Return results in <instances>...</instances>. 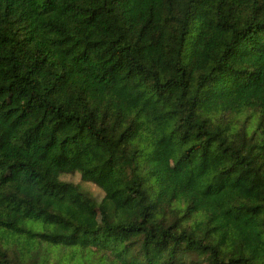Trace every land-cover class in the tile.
Listing matches in <instances>:
<instances>
[{
    "label": "trees",
    "instance_id": "16d2710c",
    "mask_svg": "<svg viewBox=\"0 0 264 264\" xmlns=\"http://www.w3.org/2000/svg\"><path fill=\"white\" fill-rule=\"evenodd\" d=\"M5 139L0 264H264V0H0Z\"/></svg>",
    "mask_w": 264,
    "mask_h": 264
},
{
    "label": "rangeland",
    "instance_id": "374dc122",
    "mask_svg": "<svg viewBox=\"0 0 264 264\" xmlns=\"http://www.w3.org/2000/svg\"><path fill=\"white\" fill-rule=\"evenodd\" d=\"M23 98L22 97H18V96H14V98L9 102L8 106H6L4 109H6V111L2 112L3 114L2 117H5L6 115V112H7V109L12 107L13 105L19 103L20 100H22ZM37 110H34L32 111L33 112H36ZM38 114L40 113L39 111H37ZM7 145V140H3V141H0V147H5ZM70 181L74 182V183H80V179L78 176H74L72 178H70ZM83 185V184H81ZM84 187L89 190L91 193H94L99 199L101 197L104 196V193L97 187H95L94 185H91V184H85ZM106 188L107 190L111 193L114 191V189H116L115 185L112 183V182H108L106 184ZM80 220L82 223L84 224H89V225H95L97 222H98V218L96 216H92V215H87V214H84L80 217Z\"/></svg>",
    "mask_w": 264,
    "mask_h": 264
}]
</instances>
